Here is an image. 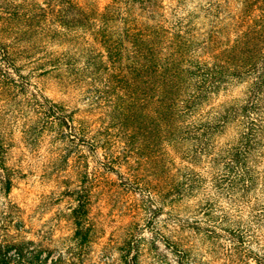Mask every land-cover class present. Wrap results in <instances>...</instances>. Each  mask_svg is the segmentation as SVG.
<instances>
[{
    "label": "trees",
    "instance_id": "1",
    "mask_svg": "<svg viewBox=\"0 0 264 264\" xmlns=\"http://www.w3.org/2000/svg\"><path fill=\"white\" fill-rule=\"evenodd\" d=\"M52 73L86 84L119 133L45 94L38 78ZM18 125L30 141L70 142L88 183L64 191L67 243L25 236L8 196ZM68 151L56 153L66 166ZM101 171L139 191L146 223L167 205L155 233L175 264H264V0H0V264H93ZM128 235L117 262L139 264L147 246Z\"/></svg>",
    "mask_w": 264,
    "mask_h": 264
},
{
    "label": "rangeland",
    "instance_id": "2",
    "mask_svg": "<svg viewBox=\"0 0 264 264\" xmlns=\"http://www.w3.org/2000/svg\"><path fill=\"white\" fill-rule=\"evenodd\" d=\"M38 82L43 92L50 98L69 109L77 108L74 118H88L94 120L96 125L108 122L115 124L120 119L116 117V112L107 105L100 103L101 107H94L87 104V95L83 88L86 84L84 85L83 82L72 83L71 78H64L54 73L39 77ZM86 109L88 111H84ZM117 125L115 124L111 130L115 134L120 131ZM20 128V125L13 128L12 145L8 149L6 163L16 170L13 186L8 196L21 209L24 228H29L25 236L35 239L37 236L44 235L58 240L57 243L63 241L67 243V237L71 235L73 227L69 212L75 200L73 195H67L64 191L77 185L84 187L88 183L83 179L81 182L78 181L80 177L75 166V155L70 153L72 149L68 145L70 142L63 145L59 141L50 140L52 131L45 132L46 137L40 141H30L27 135L21 133ZM134 130L133 133L137 137V129L134 128ZM137 144V142L133 143L134 150ZM81 149L88 155L85 147ZM67 150H69L68 166L56 154L67 152ZM93 165V162L89 161L88 170ZM98 176L97 186L92 189L90 196L88 212L95 232L88 252L92 263L100 264L104 260L111 264H118L119 247L123 245L124 239L130 237L128 234L131 233L133 234L132 239L136 241L139 236L143 237L140 241L148 247L141 249L139 264H157L159 257L165 264H175L169 248L165 247L161 237L155 233L157 228L161 232H166V228L159 227L155 221L165 218L164 211L167 205L158 218L155 217L154 221L146 223L145 218L148 217V213H143L142 210L136 208L138 204L143 203L142 196L137 189L119 184L120 180L114 172L101 171ZM190 199L187 201H192ZM1 205L2 195L0 193ZM180 212L186 214L185 211L180 210ZM132 253H134L133 249L130 250V254Z\"/></svg>",
    "mask_w": 264,
    "mask_h": 264
}]
</instances>
